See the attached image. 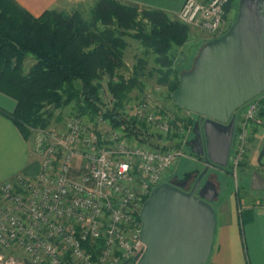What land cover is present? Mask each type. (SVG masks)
Segmentation results:
<instances>
[{"label":"built area","instance_id":"built-area-1","mask_svg":"<svg viewBox=\"0 0 264 264\" xmlns=\"http://www.w3.org/2000/svg\"><path fill=\"white\" fill-rule=\"evenodd\" d=\"M228 1L185 0L177 18L219 36L225 31ZM160 90L155 86L124 106L150 131L164 138L176 133L183 140L188 122L180 125L173 112L161 110ZM100 96L109 105L115 101L103 88ZM263 100L264 91L237 111L228 163L234 178L246 156L251 125L261 123ZM107 122L101 116L90 123L71 115L59 129L37 136L41 158L36 172L17 173L0 183L1 248H18L44 264H120L143 253V202L186 153L180 145L141 143Z\"/></svg>","mask_w":264,"mask_h":264},{"label":"trees","instance_id":"trees-1","mask_svg":"<svg viewBox=\"0 0 264 264\" xmlns=\"http://www.w3.org/2000/svg\"><path fill=\"white\" fill-rule=\"evenodd\" d=\"M233 3L227 2L226 13ZM141 21L144 24L139 25ZM133 29L136 31L130 32ZM190 29L160 10H140L115 0H96L88 20L79 10L68 13L56 8L34 16L14 0H0V92L16 101L13 111L0 108V114L28 140L34 129L48 125L51 112L47 106L60 108L73 103L74 115L101 116L111 127L123 129L139 142L160 147L149 141L154 132L124 114L122 103L139 75L152 71L172 99L181 72L175 66L174 49L187 42ZM126 35L142 44L144 55L156 54L153 60L157 64L147 70L146 59H137L128 80L118 75L126 67ZM27 60H31L28 66ZM104 76L108 78L106 91L115 98L110 105L100 96ZM260 115H264V100ZM84 246L89 249L86 243ZM19 262L44 264L25 254Z\"/></svg>","mask_w":264,"mask_h":264},{"label":"water","instance_id":"water-1","mask_svg":"<svg viewBox=\"0 0 264 264\" xmlns=\"http://www.w3.org/2000/svg\"><path fill=\"white\" fill-rule=\"evenodd\" d=\"M263 91L264 0H238L234 21L200 46L172 92L180 108L199 116L189 149L198 158L195 166L203 168L190 170L195 179L188 191L184 189L188 180L164 181L152 189L140 210L145 249L138 258L121 264L208 261L216 225L211 205L216 190L209 177L201 178L209 168L222 171L227 166L236 112ZM251 188L264 189L261 173H252Z\"/></svg>","mask_w":264,"mask_h":264},{"label":"crops","instance_id":"crops-1","mask_svg":"<svg viewBox=\"0 0 264 264\" xmlns=\"http://www.w3.org/2000/svg\"><path fill=\"white\" fill-rule=\"evenodd\" d=\"M14 1L32 15L39 16L46 9L56 8L58 10H65L66 7L73 3L80 4L92 2L94 5L96 0ZM115 1L127 6L138 7L139 9L160 10L170 19H176L185 0ZM199 1L206 2L208 0ZM213 37L216 36H212L210 33L199 28L192 27L187 42L179 51V53H181L179 56H181L183 60V55L188 54L185 60H187L188 65H191L192 59H190L189 50H194V46L198 49V46L200 47L204 42ZM185 45H188L187 51L184 50ZM194 55H196V53ZM194 55L193 60L195 57ZM183 65H186V62H183ZM15 105L16 101L14 99L0 92V108L11 112L15 108ZM181 110L184 111L185 114L187 113L185 110ZM191 116L192 114H189L190 124L193 118V116L192 118ZM198 118L199 116L197 115L195 122ZM190 124L188 122V126ZM193 125L191 126L192 132L194 131ZM232 144L233 136L227 166L224 170L220 171L209 168L207 171L208 174L206 173L207 178L212 174L214 176L217 175V177H214V181L209 178L214 183L216 190V196H214L211 201V205L215 211L216 225L212 250L207 264H264V195L259 198H252L248 195L242 197L239 195V188L236 190V187L235 191L228 192L226 174H230L228 172V163L232 151ZM251 151L255 154V163H250L251 168L247 170L246 166ZM32 153L37 154L34 149L33 140H25L11 120L0 114V183L6 179L12 178L17 172L26 174L34 173L36 171V162L34 161ZM192 154L190 153V155L185 157L195 162L198 158ZM202 166L203 165H199V167ZM239 170H242L244 174L246 171L251 174L257 171L264 176V115L261 116L260 124L253 123L251 125L246 158L239 167ZM221 193H223L222 197H220Z\"/></svg>","mask_w":264,"mask_h":264},{"label":"rangeland","instance_id":"rangeland-1","mask_svg":"<svg viewBox=\"0 0 264 264\" xmlns=\"http://www.w3.org/2000/svg\"><path fill=\"white\" fill-rule=\"evenodd\" d=\"M130 7H134V6H130ZM237 7H238V0H234L232 7L230 8L229 12L226 15L227 22H226L225 30L234 21L235 16L237 14ZM92 8H93L92 2H85V3H80V4L73 3L70 6L66 7L65 10L63 9V11H66L69 13L73 10H79L82 13L83 17L86 20H88V19H90ZM138 18L142 19L141 17H138ZM176 20H178V18H176ZM143 21L145 22V20H143ZM143 21H141L140 22L141 24H139V25L144 24ZM138 27H140V26H138ZM190 28H192V27H190ZM135 31H136L135 29L130 30V32H132V33ZM124 38L127 42V46L124 50V61H125L126 67L121 69L119 71L118 75L125 77L124 79H126V80H128L129 78H132L133 66L136 64L137 59H139V58H145L147 61L146 62L147 66L145 64L144 69L148 70L150 67H154L157 65V64H155V62L153 60L155 58L156 54L150 52V53L144 55L142 44L137 39L133 38L132 36H128V35H126ZM187 46L188 45H185V47H184V50H186V51L188 50ZM199 48L200 47L198 46V49ZM198 49L195 48V46H194V50H191V51L189 50L190 59L193 60V55L195 53H197ZM179 51H180V49H178V48L174 49V53L176 54L175 66H177L179 70L183 71L185 69L190 68V66L192 65V60H191V65H188L187 60H185V58L188 56V54L183 55L184 57L182 60V57L177 55V53H179ZM177 56H179V57H177ZM183 62H186V65H183ZM30 63H31V60H27L26 65L28 66ZM156 79H157V75L153 71L151 73H149L148 75L146 74V72L139 75L138 79L136 80V84L134 86H132L130 88V90L127 92L126 98L122 103L121 110L124 112V114H126V116H128V117H130L132 115L131 112L125 108L124 105L126 103L134 104L140 98H142L143 94L146 91L147 92L152 91V90H154L155 86H160L161 90H160V93L158 94L157 99L161 103V106H162L161 110H163V111L168 110V111L173 112V114L175 116V120L180 125H182V121L185 123L189 122V124H190L189 114H187V113L185 114L184 111L180 110L175 105V102L173 101V99L170 98L168 88L165 85L157 82ZM107 81H108L107 76H104L103 79L101 80L102 88L104 89L106 96L107 95L110 96V94L106 91V82ZM46 108H47V111L49 110L51 112V115L48 117V125L45 128L34 129L32 131V134L29 137V139H31V141L33 140L35 150H36L35 140L39 134H41L43 131H47L50 128L59 129L60 127L63 126V124L66 121V119L68 118V116L74 115L76 113V110L74 108L73 103H71L67 106H64V107H60V108H53V106H47ZM191 114H192L193 118L191 116V118H192L191 124L188 126L189 127V131H188L189 134L183 140H182V138L180 139L176 133L172 134V135H168L164 138L160 134H157L155 131V134H152L150 136L149 141L157 143L160 147L165 146V145H167V146H179L180 145L179 147H181V149L186 153V156L190 155V149H189L190 139L193 138V132L191 131V128H192L191 126L194 124L195 119L197 118V115L195 113H191ZM236 114H238V112ZM80 117L83 121L90 122V123L95 122V119L97 118V116H89V115H84V116H80ZM106 125L107 124L105 122V125L103 124L102 126L105 127ZM193 126H195V124ZM146 128L148 129V132H152V131H150L149 127H146ZM36 152L38 155L35 153L34 154L32 153V156L34 157V161L36 162V169L35 170H37V167H38V164H39V161L41 158L38 151H36ZM246 152H247V150H246ZM252 152L253 151H251V153L248 157V163L246 166L247 170H249L251 168L250 163H255V154ZM245 158H246V156H245ZM193 167L195 169H197L198 171L200 170V167L195 166V162L193 160H191L190 158L185 157V156L180 157V159L176 162V164H174L172 166V168L169 170L168 175H166L165 178L171 179L177 175H181L182 173H184L186 171L188 173H190V170L192 172ZM241 171L242 170H238L236 178H234L231 174H226V181H227L226 183H227L228 192L235 191V187L237 186V188H239V195L242 197L248 195L252 198H259V197L263 196L264 195V189L263 190H254L251 188L252 174L250 172H247L246 170H245L246 171L245 174L243 173V171L242 172ZM17 173H23V172H17ZM34 173H31V174H34ZM9 179H11V178H9ZM6 180H8V179H6ZM222 195H223V193L220 194V197H222ZM21 255H24V253L22 252V250H20L18 248H15V247L1 248L0 247V264H11V263L19 262V258ZM205 264H207V262Z\"/></svg>","mask_w":264,"mask_h":264},{"label":"flooded vegetation","instance_id":"flooded-vegetation-1","mask_svg":"<svg viewBox=\"0 0 264 264\" xmlns=\"http://www.w3.org/2000/svg\"><path fill=\"white\" fill-rule=\"evenodd\" d=\"M202 168H203V166L200 167V170H201ZM200 170H199V171H200ZM207 174H208V173H207ZM207 174H204V175L202 176L201 181H203V180H205V178H207ZM214 177H215V176H214L213 174L209 176V178H210L212 181L215 180ZM194 179H195V176L191 175L190 173H188V172L186 171V172L182 173L181 175H177V176H175V177H173V178H171V179H166V181L168 180V181H172L173 183H174V182L176 183V182H182V181L188 180V181H190V184H188V185H186V186L184 187V189L188 191V190L191 188ZM191 181H192V182H191ZM120 264H121V263H120Z\"/></svg>","mask_w":264,"mask_h":264}]
</instances>
